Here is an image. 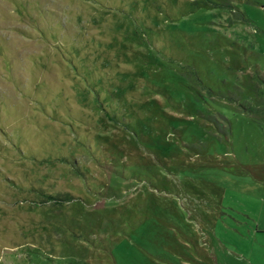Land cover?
Segmentation results:
<instances>
[{
  "label": "rangeland",
  "instance_id": "374dc122",
  "mask_svg": "<svg viewBox=\"0 0 264 264\" xmlns=\"http://www.w3.org/2000/svg\"><path fill=\"white\" fill-rule=\"evenodd\" d=\"M0 264H264V0H0Z\"/></svg>",
  "mask_w": 264,
  "mask_h": 264
}]
</instances>
